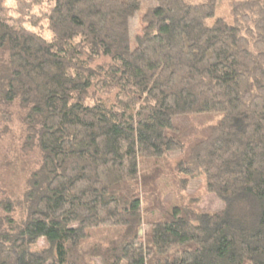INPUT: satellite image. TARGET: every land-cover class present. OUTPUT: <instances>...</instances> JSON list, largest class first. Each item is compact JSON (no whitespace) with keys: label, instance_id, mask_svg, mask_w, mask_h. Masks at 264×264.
Here are the masks:
<instances>
[{"label":"trees","instance_id":"16d2710c","mask_svg":"<svg viewBox=\"0 0 264 264\" xmlns=\"http://www.w3.org/2000/svg\"><path fill=\"white\" fill-rule=\"evenodd\" d=\"M31 1L38 32L0 0V264H264V0H152L133 49L141 0ZM195 177L223 209L168 211Z\"/></svg>","mask_w":264,"mask_h":264},{"label":"rangeland","instance_id":"374dc122","mask_svg":"<svg viewBox=\"0 0 264 264\" xmlns=\"http://www.w3.org/2000/svg\"><path fill=\"white\" fill-rule=\"evenodd\" d=\"M192 2H199L200 0H191ZM233 0H218L217 3V14L218 16L228 17L230 14V7ZM2 5L5 7L7 14L10 15L15 21L18 27L35 28L32 29L36 32L45 28L44 23L37 21L39 16L40 7H31V0H1ZM155 3L152 0H141L139 9L133 14L129 20V37H130V48L135 47L134 40L137 36L142 34L143 15L152 7ZM42 28V29H41ZM41 34L49 38V33L45 31ZM17 132V129L14 131ZM6 144V139L2 141L0 136V149ZM1 153V152H0ZM173 163V162H172ZM173 179V178H172ZM171 180L160 182L158 190L160 193V202L168 210L171 211L173 207L194 210L197 212L216 213L223 209V204L213 194L207 193L205 190V183L202 177H195L187 181V185L184 191H180V185L176 184ZM9 184L15 187L17 183L16 177L9 176L6 180ZM143 217H147L144 216ZM148 218V217H147ZM152 219V218H151ZM148 226L142 224L138 236H144ZM47 247L46 242L41 239L33 247L34 251H42Z\"/></svg>","mask_w":264,"mask_h":264}]
</instances>
